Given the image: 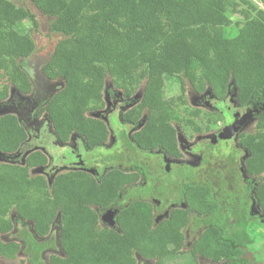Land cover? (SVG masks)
Here are the masks:
<instances>
[{
  "label": "trees",
  "instance_id": "1",
  "mask_svg": "<svg viewBox=\"0 0 264 264\" xmlns=\"http://www.w3.org/2000/svg\"><path fill=\"white\" fill-rule=\"evenodd\" d=\"M29 2L50 19L48 31L61 36L41 74L63 86L37 114H45L58 145L74 142L73 154L65 147L74 166L48 183L30 173L49 165L46 152H30L23 164L0 162V259L257 264L254 245L262 234L255 229L264 220V0H257L260 7L249 0ZM24 22L35 26V15L0 0V103L11 88L32 91L23 62L35 45L21 30ZM166 78L179 81L178 96L165 97ZM107 80L125 100L115 125L89 116L104 110ZM183 80L195 94L208 92L214 105L182 116ZM139 87L141 98L130 107ZM231 100L242 111L262 105L252 131L236 144L197 138L190 146L197 164L182 162L179 129L193 139L202 123L224 119ZM27 139L15 115L0 116L1 154H15ZM220 141H229L226 153ZM106 212L112 226L100 227ZM187 240L191 248L184 250Z\"/></svg>",
  "mask_w": 264,
  "mask_h": 264
},
{
  "label": "rangeland",
  "instance_id": "2",
  "mask_svg": "<svg viewBox=\"0 0 264 264\" xmlns=\"http://www.w3.org/2000/svg\"><path fill=\"white\" fill-rule=\"evenodd\" d=\"M249 1L256 7H260V4L257 2V0ZM14 3L17 6H21L27 10H30L36 17L35 26H32L26 22L22 23L21 25V30L26 33L27 36H29V38L33 41L35 45L34 53L23 62L24 71L29 76L30 81L32 83V91L28 95H22L12 88L9 89L8 99L0 103V116L6 114L15 115L26 129L28 133V139L26 143L21 147V149L15 154L5 155L0 153V162L10 164H23L25 156L30 152L34 150H41L43 152H46L48 155L51 156V161L49 165L45 167L31 169L30 173L31 175H42L46 178L48 183H50L54 174H57L59 172H65L74 166L73 161H71V158H69L67 155L68 150L66 149L67 147H69L70 151H72L73 154L72 148L75 147L74 142L70 141V143L65 146L58 145L54 140L50 124L46 119L45 114H37L39 109L52 96V94L61 89L63 86L61 80L49 81L46 80L41 74L42 66L51 57L54 46L60 40L61 36L56 33H50L48 31L50 19L38 12L35 7L32 6L29 0H14ZM233 19L236 20L237 18L234 17ZM234 34L235 32H231L229 34H226V36L232 37ZM164 82V95L166 98L176 97L180 94L179 90L181 84L176 78H166ZM182 86L184 87L183 97L186 101L185 108H179L182 116H187L184 112L185 110L191 111L193 109H200L202 112H206L210 109L211 105H214L213 100L209 96L208 92H205L202 95L195 94L192 91L190 84L186 80H183ZM141 94L142 87H139L135 94L132 96L131 100H129V102L131 103L130 107L138 103L141 98ZM121 95V91L114 89L111 82L107 80L103 90V100L105 103V108L99 113H89V116L94 118L100 117L105 122H108L109 118L112 124L115 125V123L118 121L117 112L122 109V102L125 101L121 98ZM231 96L233 97V95ZM226 105L227 111L225 112L224 119L216 125H208L202 123L201 134L196 135V137H194L193 139L187 138L186 140L185 138H183L180 133V129L178 128V143L182 153V162L190 165L197 164V157L192 153L190 146L194 143L197 138L215 141L218 138V134L221 131L223 125L227 124L228 121L232 118V111L236 112V129L234 134L230 138L232 139V144L237 143V138L241 133H249L252 131V125L255 121V117L262 108V105L256 103L253 110L244 109L243 111L239 110L236 106V103L232 100L230 104L226 103ZM188 132H191V128H188ZM228 143L229 141H220L217 147L221 148V150L226 153ZM108 145L109 144L107 142L106 146ZM112 217L113 216L109 212H106L104 214L101 213L100 227H103L105 225L112 226ZM9 220L14 226V228H16L17 217L14 212L9 215ZM258 229H264V223L262 226L255 229L257 233H260V235L263 234L264 231H258ZM10 239V235L1 236V240L3 242H7ZM256 243L257 244L254 246L256 247V250H259L258 255L256 257V261H258L257 264H262L263 256L261 252V246L264 244L263 238L261 242L259 238H257ZM190 248L191 242H188L187 240L184 245V250H189ZM244 252L245 257L250 260V258L252 257L251 250L244 249ZM60 254L61 253H58L57 255ZM47 258L48 255L45 254L44 259L46 260ZM220 261L221 259L218 260V262ZM0 264L28 263L24 256L18 255L17 258L13 261L0 259ZM138 264L152 263L148 261L143 262L140 258H138ZM195 264H206V261L198 259Z\"/></svg>",
  "mask_w": 264,
  "mask_h": 264
},
{
  "label": "water",
  "instance_id": "3",
  "mask_svg": "<svg viewBox=\"0 0 264 264\" xmlns=\"http://www.w3.org/2000/svg\"><path fill=\"white\" fill-rule=\"evenodd\" d=\"M234 118L229 124H225L218 134V138L221 140H230L236 129V112L233 114Z\"/></svg>",
  "mask_w": 264,
  "mask_h": 264
},
{
  "label": "flooded vegetation",
  "instance_id": "4",
  "mask_svg": "<svg viewBox=\"0 0 264 264\" xmlns=\"http://www.w3.org/2000/svg\"><path fill=\"white\" fill-rule=\"evenodd\" d=\"M235 113V111H232V118L228 121V123L227 124H229L230 123V121L232 122V119H233V114ZM240 113V112H239ZM225 125V124H224ZM223 125V126H224ZM263 223H264V220L262 221V225H263ZM261 238H263V241H264V233L262 234V236H261ZM11 240V239H10ZM261 252H262V264H264V244L261 246ZM197 261V260H196ZM205 261V260H204ZM258 262V261H257Z\"/></svg>",
  "mask_w": 264,
  "mask_h": 264
},
{
  "label": "clouds",
  "instance_id": "5",
  "mask_svg": "<svg viewBox=\"0 0 264 264\" xmlns=\"http://www.w3.org/2000/svg\"><path fill=\"white\" fill-rule=\"evenodd\" d=\"M258 231H264V229H258Z\"/></svg>",
  "mask_w": 264,
  "mask_h": 264
}]
</instances>
